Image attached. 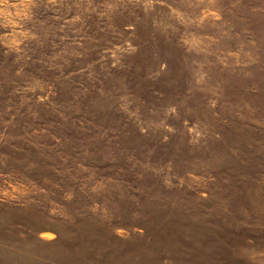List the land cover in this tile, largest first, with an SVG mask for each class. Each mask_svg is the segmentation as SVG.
<instances>
[{
    "label": "rangeland",
    "instance_id": "1",
    "mask_svg": "<svg viewBox=\"0 0 264 264\" xmlns=\"http://www.w3.org/2000/svg\"><path fill=\"white\" fill-rule=\"evenodd\" d=\"M0 264H264V0H0Z\"/></svg>",
    "mask_w": 264,
    "mask_h": 264
}]
</instances>
